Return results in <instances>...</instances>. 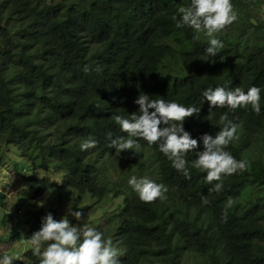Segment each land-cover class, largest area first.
I'll return each instance as SVG.
<instances>
[{
  "label": "trees",
  "instance_id": "1",
  "mask_svg": "<svg viewBox=\"0 0 264 264\" xmlns=\"http://www.w3.org/2000/svg\"><path fill=\"white\" fill-rule=\"evenodd\" d=\"M188 2L0 0V156L12 146L29 163L24 180L33 206L48 193L60 207L85 206L88 195L103 214L96 230L123 251L121 264H264V16L250 8L259 0H231L238 19L218 34L224 47L209 62L208 39L175 26ZM254 86L261 89L259 115L251 106L218 108L207 119L203 90L246 93ZM141 95L200 107L183 123L199 145L186 157L190 178L142 139L139 152L125 151L128 166L115 170L112 183L99 176L98 163L115 156L111 139L127 135L111 117L139 115ZM224 113L239 137L225 150L249 167L224 177L216 192L217 181L207 182L191 164L203 150L200 138L219 132ZM88 137L97 146L82 151ZM132 176L164 185L167 199L142 202L128 183ZM117 199L115 210L105 207ZM57 213L33 210L27 240L48 214L59 221ZM22 264H40L31 245Z\"/></svg>",
  "mask_w": 264,
  "mask_h": 264
},
{
  "label": "clouds",
  "instance_id": "2",
  "mask_svg": "<svg viewBox=\"0 0 264 264\" xmlns=\"http://www.w3.org/2000/svg\"><path fill=\"white\" fill-rule=\"evenodd\" d=\"M179 12L181 16L175 25L177 28L190 27L197 33L194 39H200L201 33L208 39L209 46L205 51L207 61L208 57L215 58L224 47L217 38L218 34L238 19L231 0H191L190 6L181 7ZM171 19L177 20V17L172 16ZM84 70L88 71V68ZM96 70L102 69L98 67ZM260 92L261 89L255 86L246 93L239 87L234 90H226L225 87H209L203 90L204 100L209 104L207 119L215 117L213 109L218 108L236 110L251 106L259 115ZM136 103L139 105V115L133 114L131 119L121 115L111 117L127 135L111 139L107 146L115 149V156L118 157L125 151H132L133 154L139 152L140 139L149 146L159 145V151L167 157L172 167L190 178L186 157L199 145L196 139H192L184 131L183 123L187 118L198 116L200 107H185L176 102H167L164 98L150 99L147 95L139 96ZM150 109L154 111L150 112ZM218 124L221 127L214 137L204 134L200 138L203 150L198 151L197 158L191 164L192 168L206 172L207 182L217 181L214 187L216 192L222 190L224 177L247 171L249 167L247 161H237L225 150L231 142L238 140L237 126L229 121L227 113L220 115ZM97 143L93 137H88L81 143L80 148L82 151L89 150L95 148ZM128 183L142 202L153 203L158 199H167V187L148 178L138 179L132 176ZM203 202L207 203V200ZM70 214L77 220L81 217L79 211ZM25 243L32 246L34 256L40 257V264H121L119 257L124 254L113 246L111 239L106 240L102 232L88 224L83 227L71 226L66 217L55 221L51 214L44 218L41 229L31 239L25 240ZM45 243L47 247L42 251ZM13 261L14 257L4 255L0 264H13Z\"/></svg>",
  "mask_w": 264,
  "mask_h": 264
},
{
  "label": "rangeland",
  "instance_id": "3",
  "mask_svg": "<svg viewBox=\"0 0 264 264\" xmlns=\"http://www.w3.org/2000/svg\"><path fill=\"white\" fill-rule=\"evenodd\" d=\"M188 1L187 6H190L191 0ZM263 3L264 0H259L258 5H250L256 17L264 16ZM1 150L5 152L0 156V259L4 255H8L14 257L13 264H22L23 254L29 248V244L25 243L27 240L26 222L33 210H57L58 220L66 217L71 226L83 227L84 224H88L96 229L100 225L98 220L99 218L102 220L103 214L99 211L95 212V205H91L93 201L88 195H86L88 203L85 204V206H90L88 210L84 208V205L69 203L60 207L58 196L55 193H48L42 199L34 201L36 204L33 206L31 204L33 200L32 188L24 180L31 174L29 163L22 158L15 147H3ZM126 157H130L127 152L120 153L118 157L113 156L111 160L99 162V176L112 183L117 175L115 170L127 168L128 161L124 159ZM140 163H142V159L141 156H138L136 165ZM137 169L141 171L139 167ZM121 200H108L105 202V207L113 211L116 209L118 201L121 203ZM76 211L81 212L79 220L70 214Z\"/></svg>",
  "mask_w": 264,
  "mask_h": 264
}]
</instances>
